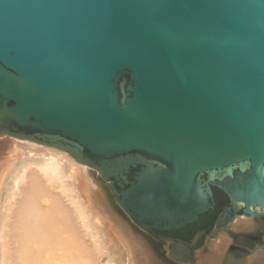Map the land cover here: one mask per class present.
I'll return each mask as SVG.
<instances>
[{
    "label": "water",
    "instance_id": "1",
    "mask_svg": "<svg viewBox=\"0 0 264 264\" xmlns=\"http://www.w3.org/2000/svg\"><path fill=\"white\" fill-rule=\"evenodd\" d=\"M2 135L67 152L115 217L169 241L165 262L198 264L213 230L264 217V0H0ZM213 187L231 202L213 225L155 233L207 213Z\"/></svg>",
    "mask_w": 264,
    "mask_h": 264
},
{
    "label": "bare ground",
    "instance_id": "2",
    "mask_svg": "<svg viewBox=\"0 0 264 264\" xmlns=\"http://www.w3.org/2000/svg\"><path fill=\"white\" fill-rule=\"evenodd\" d=\"M154 238L115 217L67 152L0 136V264H174L158 254L169 241ZM234 242L253 250L245 264H264V217L236 215L213 230L197 263L221 264Z\"/></svg>",
    "mask_w": 264,
    "mask_h": 264
},
{
    "label": "flooded vegetation",
    "instance_id": "3",
    "mask_svg": "<svg viewBox=\"0 0 264 264\" xmlns=\"http://www.w3.org/2000/svg\"><path fill=\"white\" fill-rule=\"evenodd\" d=\"M140 168L132 169L130 173V178H133V175ZM214 193V203L213 208L210 209L207 213L201 215L194 223L187 225L186 227L180 229H171L168 231H158L155 233L157 235H164L173 239H179L184 242H190L197 232L207 228L210 225H213L217 217L223 212L225 207L230 206L231 202L229 201L227 195L219 190L218 188L213 187ZM242 211H240L241 213ZM234 215V214H233ZM203 241V240H202Z\"/></svg>",
    "mask_w": 264,
    "mask_h": 264
},
{
    "label": "rangeland",
    "instance_id": "4",
    "mask_svg": "<svg viewBox=\"0 0 264 264\" xmlns=\"http://www.w3.org/2000/svg\"><path fill=\"white\" fill-rule=\"evenodd\" d=\"M91 178H92V176H91ZM93 179V178H92ZM213 232H211V234H212ZM209 237V236H208ZM208 237H207V239H206V242L208 241Z\"/></svg>",
    "mask_w": 264,
    "mask_h": 264
}]
</instances>
